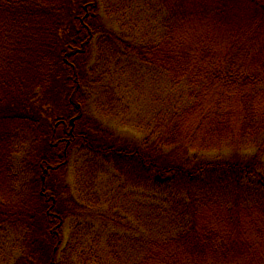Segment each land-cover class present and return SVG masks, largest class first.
<instances>
[{"label":"trees","instance_id":"obj_1","mask_svg":"<svg viewBox=\"0 0 264 264\" xmlns=\"http://www.w3.org/2000/svg\"><path fill=\"white\" fill-rule=\"evenodd\" d=\"M157 1L166 12L163 34L139 53L172 83H183L188 102L164 114L150 146L129 151L94 142L69 120L82 117L78 56L96 30L90 21L97 0H83L72 13L67 0H0V227L23 223L15 244L31 256L14 264H62L56 252L64 217L55 193L43 178L36 198L14 191L11 156L27 130L47 141L36 153L45 178L82 141L184 195L178 231L148 237L130 264H264V0ZM61 93L66 109L50 111ZM53 96L48 111L43 106ZM222 145L253 152L215 162L187 159L191 151Z\"/></svg>","mask_w":264,"mask_h":264},{"label":"rangeland","instance_id":"obj_2","mask_svg":"<svg viewBox=\"0 0 264 264\" xmlns=\"http://www.w3.org/2000/svg\"><path fill=\"white\" fill-rule=\"evenodd\" d=\"M67 1L72 13L83 0ZM165 17L157 0H97L90 21L96 30L86 52L78 56L82 117L75 118V128H86L94 142L144 150L157 137L164 114L179 111L188 102L185 85L172 83L162 68L139 53L160 41ZM100 26L105 33L99 31ZM63 96L59 95L56 106L57 98H48L43 107L49 111L52 104L55 108L50 111L62 112L66 109ZM27 131L29 135L15 141L11 156L14 191L36 198L43 178L46 188L55 193L56 208L64 217L56 252L62 264H130L148 237L170 236L181 227L186 217L183 194L177 195L169 185H154L137 166L91 151L82 141L70 148L60 169L45 178L43 168L36 164V153H43L47 141L34 139V133ZM251 152L222 145L191 151L187 159L193 164L215 162ZM11 224L0 227V264H14L24 255L31 258L15 244L24 224ZM113 250L119 255L117 260Z\"/></svg>","mask_w":264,"mask_h":264},{"label":"water","instance_id":"obj_3","mask_svg":"<svg viewBox=\"0 0 264 264\" xmlns=\"http://www.w3.org/2000/svg\"><path fill=\"white\" fill-rule=\"evenodd\" d=\"M78 116L74 117V118H71L70 119V122L72 123L74 121L75 118H77Z\"/></svg>","mask_w":264,"mask_h":264},{"label":"flooded vegetation","instance_id":"obj_4","mask_svg":"<svg viewBox=\"0 0 264 264\" xmlns=\"http://www.w3.org/2000/svg\"><path fill=\"white\" fill-rule=\"evenodd\" d=\"M81 21V20H80Z\"/></svg>","mask_w":264,"mask_h":264}]
</instances>
